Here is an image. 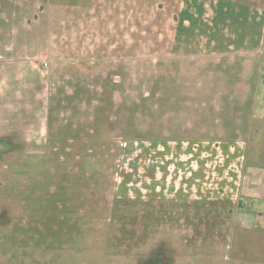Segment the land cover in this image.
<instances>
[{"label": "rangeland", "instance_id": "1", "mask_svg": "<svg viewBox=\"0 0 264 264\" xmlns=\"http://www.w3.org/2000/svg\"><path fill=\"white\" fill-rule=\"evenodd\" d=\"M177 19L0 0V264H264V54Z\"/></svg>", "mask_w": 264, "mask_h": 264}, {"label": "crops", "instance_id": "2", "mask_svg": "<svg viewBox=\"0 0 264 264\" xmlns=\"http://www.w3.org/2000/svg\"><path fill=\"white\" fill-rule=\"evenodd\" d=\"M175 4L178 19L172 42L177 51L184 38L189 43L190 28L196 31L201 17L207 22L204 43L218 52L216 56L234 59L248 54L258 59L264 54V0H175Z\"/></svg>", "mask_w": 264, "mask_h": 264}, {"label": "built area", "instance_id": "3", "mask_svg": "<svg viewBox=\"0 0 264 264\" xmlns=\"http://www.w3.org/2000/svg\"><path fill=\"white\" fill-rule=\"evenodd\" d=\"M48 64L47 63H45V66H47Z\"/></svg>", "mask_w": 264, "mask_h": 264}]
</instances>
